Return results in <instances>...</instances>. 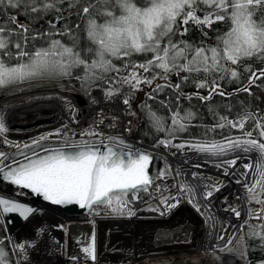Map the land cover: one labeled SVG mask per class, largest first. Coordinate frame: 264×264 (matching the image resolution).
I'll list each match as a JSON object with an SVG mask.
<instances>
[{"label": "snow or ice", "instance_id": "obj_1", "mask_svg": "<svg viewBox=\"0 0 264 264\" xmlns=\"http://www.w3.org/2000/svg\"><path fill=\"white\" fill-rule=\"evenodd\" d=\"M65 4L67 7H63ZM201 5L204 7L201 8ZM198 11L203 12L202 17L197 15ZM21 12L36 19L54 12L55 22L49 20L46 30H34L29 24L20 22L18 17ZM72 16L78 21L74 26L64 24L57 28L58 23ZM190 21L207 28L216 22H227L228 27L217 35L213 45L204 41L193 45L175 39L177 34L183 37L188 32L186 26ZM181 25L185 26L182 31ZM203 34L207 36V32ZM65 38H68L67 43ZM37 41L42 43L37 45ZM149 53L151 57L142 62L131 59L135 54ZM254 57L264 61V0H0V89L67 78L81 81L82 86L102 81L108 85L105 90L107 97L120 92L115 87L117 83L127 85L133 92L143 91V86H147L150 89L147 99L153 101L165 89H171L174 97L166 93L168 98L159 101L160 106L170 112V125L166 126L165 118L158 116L147 104L141 106L147 109L152 126L158 132L166 133L165 138L157 141L158 145L181 152L195 151L208 157L236 154L217 165H227L225 175H228V168L236 167L243 158L239 153H258L257 162L250 159L243 165L244 171L240 173L243 179H237L236 183L246 189L249 203L264 205V114L245 109L236 119L219 115L216 123L200 125L204 128L200 137L174 142L178 139L177 133L195 126L192 121L196 113L191 110L181 113V84H173L170 75L175 74L181 82H187L192 74L203 73L204 78L196 82V87L207 88L208 94L196 93L201 101H210L215 95L229 97L232 93L226 92L220 81L238 80L241 61ZM114 60L120 61V65L117 66ZM76 68H82L83 75H74L73 69ZM245 71L251 73L247 83L236 91L252 95L251 89L261 86L257 81L264 80V68L254 71L249 65ZM109 73L114 75L109 77ZM186 98L190 100L192 97ZM130 100L131 96L123 99L129 108ZM209 111L214 116L218 115L212 108ZM250 120L253 126L247 129L246 124ZM226 127L239 130L240 135L225 136L222 140L209 138V133ZM8 132L4 116L0 114V142L5 147L15 146L19 156L23 157L19 159L15 153L0 151L3 180L42 197L52 205L76 204L89 210L106 206L113 214L132 216L135 213L130 204L140 199L139 193L148 191L154 179H164L171 172V169L162 170L153 178L149 172L154 160L151 153L126 143L123 138L106 137L94 127L85 130L79 141L65 134L63 143L56 147H45L43 142L52 135L61 136L62 129L41 135L31 144L23 145L28 152L21 149L18 143L8 140ZM36 149H42L43 154ZM176 174L181 175L179 171ZM196 176L197 173H193V177ZM250 176L255 177L251 183L248 182ZM177 187L178 194L171 197L175 203H169L167 196L161 199L160 203L166 209L176 207L182 194L191 196L193 193L187 183ZM219 190V186L213 185L204 193V198L212 197L213 192ZM22 194L27 193H16L17 196ZM189 203L200 211L194 199H190ZM149 210L159 211L158 208ZM226 210L238 219L241 217V211L236 207L229 206ZM36 211L11 196L0 195V213H18L27 221ZM94 214L100 213L96 211ZM248 217L262 222L253 226L245 220L241 230L247 226V235L257 237L261 241L260 247L264 248V207L259 212L249 209ZM43 232V228H38L34 238L20 242L6 238L12 246L11 254L17 257L16 264H31V253L41 243L39 238ZM224 232L226 235L227 229ZM225 235L219 237L225 241L219 251L233 252L230 247L232 237L225 240ZM4 243L5 238H0V264H12ZM81 251L84 264H96L94 232L91 242ZM247 253L245 243L241 256L246 264H251L247 261ZM72 259L80 260L81 257ZM259 264H264V260Z\"/></svg>", "mask_w": 264, "mask_h": 264}, {"label": "bare ground", "instance_id": "obj_2", "mask_svg": "<svg viewBox=\"0 0 264 264\" xmlns=\"http://www.w3.org/2000/svg\"><path fill=\"white\" fill-rule=\"evenodd\" d=\"M43 27L47 28V25H43ZM82 107L85 108L87 115L76 119V112H79ZM96 113L101 114V119L94 118V126L100 125L106 130L116 124V127L111 128V132H116L120 122L130 114V111L123 103L122 97L116 96L109 99L101 90L94 91L90 98H75L67 89L53 87L14 93L0 99V114H3L6 126L9 128L7 139L16 143L27 141V139H36L57 129H62L63 133L71 136L82 127L92 114L95 117ZM126 143L148 151L156 159L163 158L174 177L179 171L181 173L180 180L175 178L172 196L178 194L177 185L187 183L193 189L192 197L199 204L200 211H197L189 203L188 195L184 193L177 206L169 209V212L166 213V208H162L163 211L165 210L163 215L157 212H141L140 208L143 204L139 203L137 205L139 208L135 209V216L131 219H97L99 252L102 249V242L106 238L117 241L115 245H112L116 252L113 251L114 254L110 257L102 255L100 252L99 260L117 258L115 264H131L145 256L202 249L206 256L207 254L215 255L214 262L216 264H233L234 259L227 251H219L225 244V241L220 240L219 237L225 235L224 229H227L225 240L232 237L233 245L241 231V225L245 220L250 221L249 209L256 212L261 208L260 204L249 203L246 189L242 184L236 183L237 179H243L240 176V173L244 171L243 165L249 163L250 159L257 162L254 155L258 153H239L243 158L237 162L236 167L228 168V175H225L227 165L221 167L217 165L225 160H230L236 154L208 157L195 151L184 150L181 152L174 148L157 146V144L148 148L143 147L138 141ZM9 147H5L0 142V150ZM194 165L201 167L197 168ZM193 173H197L196 178L193 177ZM254 180L255 177L248 178L250 183ZM213 185L219 186L220 190L214 191L212 197L205 199L204 193L211 190ZM0 190L11 195L22 192L18 189L2 188L1 186ZM19 196L23 197L24 195ZM170 203H175V201L171 200ZM229 206L236 207L241 211L239 219L231 211L226 210ZM48 208L52 210L53 219L58 223L89 220L96 211L102 216H106L104 209L91 211L92 213L75 214L58 210L55 207ZM206 221L208 226H206ZM70 230V254L81 256L83 255L82 247L89 243L91 227L83 223H76L70 226ZM15 231L11 235L12 240L19 242L20 234L24 233L23 227L19 230L20 234L18 230ZM39 239L41 243L31 253V264H47L52 259L53 248L47 236L42 234Z\"/></svg>", "mask_w": 264, "mask_h": 264}, {"label": "trees", "instance_id": "obj_3", "mask_svg": "<svg viewBox=\"0 0 264 264\" xmlns=\"http://www.w3.org/2000/svg\"><path fill=\"white\" fill-rule=\"evenodd\" d=\"M63 7H67L65 4ZM204 6L201 5V8ZM55 13L51 12L43 16L41 19H36L34 17H27L21 12L19 15V20L21 23L29 24L32 29L34 30H46L48 28V21L52 20L55 22ZM67 15V14H66ZM197 15L203 16L202 11H198ZM77 18L75 16H72L68 18L67 20H62L60 23H58L56 26L57 28H61L64 24H70L75 25L77 23ZM179 23V20H178ZM43 25H47L46 27H43ZM83 27V25H81ZM184 25H181L180 30H183ZM188 28V32L183 36H177L175 39L177 40H185L190 44L198 45L201 41H204L208 45H213L216 41L217 35L221 34L222 32L227 30L228 24L227 22H216L212 25L211 28L198 26L194 24L193 22H189V24L186 26ZM203 27V31L201 28ZM204 32H207V36H204ZM81 36H83V33H80ZM41 41L35 42L36 44L40 43ZM65 42H68V38H65ZM40 45V44H39ZM151 54H135L131 58L133 61L142 62L147 58H150ZM117 66L120 65V61L114 60L113 61ZM251 66L252 70H257L264 68V61L258 59V58H252V59H245L241 61L240 66L238 67V71L240 72V77L238 80H228L225 79L223 81H220L223 89L226 92L232 93L229 97H221L219 95L213 96V98L210 101H201L197 98L196 93H199V95L207 96L208 89L207 88H200L198 89L196 87V82L200 79L204 78V74L200 73L192 74V76L189 78L187 82H181L180 78L177 77L175 74L170 75L171 82L173 84L180 83L181 84V92L183 93V96H181L179 101V107L181 110V113L185 110H191L192 112L196 113L195 119L192 121V125L188 128L187 131L177 133L178 139L174 142H180L181 139H189L193 136L200 137L203 132L204 128L200 125H212L216 123L219 115H227L230 119H236L238 114H241L244 112L245 109L248 111L256 112L259 111L261 114H264V80L257 81V84H260V87H253L251 89L252 95H249L247 92H237L236 89L241 88L243 85L247 83L248 76L251 74L248 71H245V68L247 66ZM74 75H83L82 68H76L73 69ZM114 75V73H109L108 76L111 77ZM181 75H187L186 73H181ZM64 81L72 84L77 89H85L90 87L87 83H84L82 86L81 81L75 80V79H64ZM95 83L97 87H108L107 84L103 83L102 81H96ZM94 83V84H95ZM117 86L123 87V84L117 83ZM116 86V87H117ZM143 91H131L129 92V96H131V103L133 105V110L135 113V119L133 123V129L130 132L129 136L131 138H134L136 140H141L146 144L154 145L157 143L159 139H163L166 137L165 132H158L153 126L149 119V116L147 114V109H142V105L147 104L150 106L152 111H154L158 116H162L165 118L166 126L170 125V120L168 117L170 116V112L167 108L161 107L159 104L160 100H164L168 98L166 96V93L173 96L175 93L171 89H165L164 93H161L157 100H148L147 99V92L150 91V89L147 86H143ZM191 96L192 98L189 100L186 97ZM139 100V101H138ZM137 101V102H136ZM212 108L215 110V112L218 114L217 116H214L212 112L209 111V109ZM173 110H175V107H173ZM253 126V122L250 120L246 124V128L250 129ZM238 136L240 135V131L237 129H230V128H224V129H217L216 133H209V138L216 139V140H222L225 136ZM255 135V134H254ZM262 222V221H261ZM253 226H258L259 224H251ZM249 232V229L247 226H245L241 231V237L244 239L242 241V245L245 243L248 246V253H247V261H250L251 264H259L260 261L264 260V248L260 247L261 241L257 237H249L247 234ZM0 238H5L4 246L6 250L9 251V258L12 260V264H16L14 256L11 254V246L8 242V239H6V232L5 228L2 222V219L0 217ZM243 264H246V260L242 258Z\"/></svg>", "mask_w": 264, "mask_h": 264}, {"label": "rangeland", "instance_id": "obj_4", "mask_svg": "<svg viewBox=\"0 0 264 264\" xmlns=\"http://www.w3.org/2000/svg\"><path fill=\"white\" fill-rule=\"evenodd\" d=\"M42 42H40L41 44ZM41 83H35V84H29L23 88H19V89H13L10 91H4L2 93H0V99L4 96L10 95V94H14V93H20V92H31V91H35L37 89H43L45 88V85H38ZM97 83L92 84L90 87L85 88V89H79L77 90L75 87L71 86V85H57L54 86L55 88H65L67 89L75 98L76 97H81V98H90V94L92 93V90H89V88H92L94 86H96ZM117 85H115L116 87ZM53 88V87H52ZM105 90L107 89V87H104ZM116 88H119L120 90L122 88H120V86H117ZM121 91H126L128 92V90L123 89ZM106 98H110V97H106ZM139 101V100H138ZM137 102V101H136ZM86 110L84 107H82V109H80L79 112H76V119L82 118V117H86ZM99 114H97L98 116ZM94 116V115H93ZM93 116H90V120L88 123L87 122L78 130H76V133H79L81 136V134L89 129L90 127H93ZM128 121V120H126ZM56 131V130H55ZM55 131H51L48 133H54ZM47 133V134H48ZM75 133V134H76ZM62 135V133H61ZM40 137V136H39ZM39 137H37L36 139H39ZM61 136H56V135H52L50 137V139H54V140H63L60 139ZM32 140H28L24 141V142H19L18 144L20 145L21 149H23V145L24 144H31ZM140 141V140H138ZM178 143V142H175ZM157 144V143H156ZM155 145V144H154ZM0 151H6L9 154H14L15 151H17V148L15 146L9 147V148H5L4 150H0ZM43 154V152L41 153ZM167 169H170L167 162L163 161L161 159H156V162L154 164V170H153V178H156L159 174L160 171L164 170L166 171ZM175 178H177L178 180H180V176H173V173L170 172L168 173V175L164 178V179H154L153 183L149 186V190L146 192H140L139 196L140 199L137 200V202H139L140 204H143V207L140 209V211H145V212H150L151 210H149L150 208H158L159 211H153V212H157L159 214L161 213H165V210L162 211V208H164V205L160 203L161 199L165 196L169 197V203L172 200L171 197L173 195V187H174V180ZM159 185V190H157V186ZM259 191V189H258ZM188 195V194H187ZM189 200L193 199L192 195L188 196ZM195 202V201H194ZM196 203V202H195ZM191 205H193V203H190ZM106 211L109 213L110 218H116V217H123L124 219L129 218L130 216L128 215H116L111 213L110 209L106 206H104ZM263 206L261 205V208ZM132 210V208H131ZM133 211V210H132ZM169 209H166V213L169 212ZM95 219H92L91 221L88 220H82L81 222H74L72 221H66L65 222V229H64V235H65V243H64V254H66L67 252V244H66V235H67V225L68 224H76V223H83V224H90L91 226V230H90V236L88 237L89 239V243L91 242V237L93 232L95 233ZM206 226H208V222L206 221ZM95 238H96V234H95ZM117 243V241H111V239L109 240L108 238H106L103 242H102V249L100 252H102V255H110L113 252H111V247L113 248L114 246H112L113 244L115 245ZM10 244V243H9ZM97 247V244H96ZM99 247V245H98ZM232 248L234 249L233 252H229L232 253L234 256V262L233 264H243V259L241 256V253L243 252V245H242V241H241V232L239 233L238 237L236 238L234 244L232 245ZM206 253L201 249V250H196V251H177V252H173L171 254L168 253H161V254H157V255H153V256H145L141 259H139L137 261V264H216L214 262L215 260V255L212 254H207V256L205 255ZM75 256H77V254H75ZM80 256V255H79ZM82 257V256H81ZM16 262V261H15ZM82 264H84V262H82Z\"/></svg>", "mask_w": 264, "mask_h": 264}, {"label": "water", "instance_id": "obj_5", "mask_svg": "<svg viewBox=\"0 0 264 264\" xmlns=\"http://www.w3.org/2000/svg\"><path fill=\"white\" fill-rule=\"evenodd\" d=\"M26 84H28V83H26ZM26 84H24V85H26ZM9 89H10V87L7 88V90H9ZM140 144L143 147H148V148L152 147L150 145L144 144L143 141H140ZM56 146H58V145H52V146H47V147H56ZM157 146H158V143H157ZM140 149H142V148H140ZM24 151L28 152L29 150L24 149ZM36 151L43 152L42 149H36ZM146 152H148V151H146ZM15 154H17L19 159H23V157L19 156L18 151ZM258 155L259 154H256V155H254V157L257 159ZM153 157H155V156H153ZM160 159L164 161L163 158H160ZM155 162H156V158H154L152 165L149 169L150 175L152 177H153V170H154ZM0 186L2 188L5 187V188H9V189H18L16 186L11 185L7 181H4L2 174H0ZM21 191L23 193H27V194L22 197V196H17V195H11L9 193L4 192L3 190H0V192H1L0 195L11 196L14 199H17L19 201L24 202L28 206H31V207L37 209V211L27 221L24 220L22 217H20L18 213H8V214L0 213L2 222H3L4 227H5L6 237H10L12 239L11 235H13L14 232H16L15 230H18V233L20 234L19 230L21 227H23L24 233L20 234V236H19V242H20V241H23L25 239H31L34 236V233L38 228H43L44 232L42 234L47 236V239H48L51 247L53 248L52 259L49 262H47V264H82V262H84L83 261V255H81L82 257L81 256H75L74 254L72 255V254H70V250H69V240H70V233H71L70 226L75 225V224H70V225L68 224L67 225V235H66L67 252H66V254H64V239H63L64 222H61V223L55 222V220L53 219V217H54L53 212L48 207H51V208L55 207L58 210L66 211V212H70V213H75V214L87 213L89 211V209L80 208L79 205H76V204L63 205V206L52 205L49 202L44 201L42 197L36 196L26 189L21 190ZM256 212H259V210H257ZM259 221L260 220H257L255 218H251L249 222L250 223H258ZM85 225H88V227H91L89 224H85ZM97 225L95 227L96 244H97V247H96V249H97V262H96V264H115L117 258H115L114 260L108 259V258L103 259V260L102 259L99 260L100 252H99V247H98L99 243H98V227H97ZM60 226H63V227H60ZM240 230H241V228H240ZM28 234H30V235H28ZM20 237H21V239H20ZM10 246H11V244H10ZM11 249H12V246H11ZM41 251H42V249L40 250V253H41ZM113 251H114V253L116 252L114 250V247L113 248L111 247V252H113ZM114 253L107 255V257L112 256ZM73 257H81V259L80 260H73L72 259ZM14 258L16 261L17 257L14 256Z\"/></svg>", "mask_w": 264, "mask_h": 264}, {"label": "built area", "instance_id": "obj_6", "mask_svg": "<svg viewBox=\"0 0 264 264\" xmlns=\"http://www.w3.org/2000/svg\"><path fill=\"white\" fill-rule=\"evenodd\" d=\"M125 89L126 90H130L129 88H128V86L127 87H125ZM103 91V92H105V90H103V89H93L92 90V93L94 92V91ZM91 93V94H92ZM91 94H90V97H91ZM116 96H120V97H122V99H124L125 98V96H126V91H121V92H119L117 95H114V96H112V97H110V98H114V97H116ZM107 97V96H106ZM109 98V99H110ZM126 108H127V110H129L130 111V114L127 116V117H125V118H123V120L120 122V124H119V126L117 127V131L116 132H111V128H114V127H116V124H113L112 126H111V128L109 127V128H107L106 130L105 129H103V128H101V126L100 125H98V126H94L93 125V127L94 128H96V130L97 131H100V132H103L104 134H105V136L107 137V136H112V137H116V138H125L126 139V135L130 132V130H131V128H132V121H133V111H132V108H129L127 105H126ZM97 114H99L98 116H97ZM92 116H93V114H92ZM132 118V119H129V118ZM94 118H97V119H101V114L100 113H96L95 114V117L93 116V120H94ZM129 119V120H128ZM93 120H92V123H93ZM126 120H128V121H126ZM79 141V140H78Z\"/></svg>", "mask_w": 264, "mask_h": 264}]
</instances>
